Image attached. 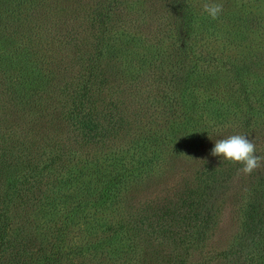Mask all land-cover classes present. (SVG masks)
Masks as SVG:
<instances>
[{
	"label": "rangeland",
	"instance_id": "rangeland-1",
	"mask_svg": "<svg viewBox=\"0 0 264 264\" xmlns=\"http://www.w3.org/2000/svg\"><path fill=\"white\" fill-rule=\"evenodd\" d=\"M211 2L223 4L216 20L203 11V4ZM183 5L200 17L192 37L194 55L185 48L182 29L175 33L174 25L179 21L176 10ZM115 16H122V20L113 21ZM127 18L136 23L124 26L122 22ZM119 45L123 46L124 55L111 50L112 46L119 50ZM241 70V83L247 94L252 93L253 106L242 96L240 108L226 103L224 108L218 102L223 100L224 91H241L236 82L237 71ZM91 72L98 78L96 82H101L96 89L101 91L105 103L111 102L115 113L130 107V117L117 122L120 128L109 127L106 133L98 128L91 131L93 135L119 137L78 149V163L69 161L68 168L82 167L91 158L129 146L143 151V155L147 147H158L162 151L161 163L141 168L146 156L140 155L144 158L137 162L136 154L134 163L137 162L135 167L140 168L141 175L134 180L135 186L131 185L128 193L122 192L106 208L92 205L97 199L93 194L88 206L93 208L78 215L71 225L62 219L67 216L66 207L53 206L55 215L41 213L29 220V211H19L16 217L17 209L12 208L15 211L10 215L14 221L8 222L10 229L23 233L25 226H41L45 215L43 233H58L60 227L66 230V237L59 239L63 248L76 245L77 241L112 242L116 231L123 229L140 237L139 241L124 245V264H174L169 254L174 247H186V230L193 227L189 224L195 223L196 218L204 222L211 216L214 222L202 237L196 238L193 245L189 243L188 248L191 247L185 251L187 264H255L246 215L258 183L264 182L258 178L264 173V160L251 175L231 176L234 181L229 188L226 184L222 193L221 181L241 165L222 163L211 155V150L215 141L238 134L252 137L255 154L264 157V124L245 122L238 127L242 112L257 108L256 102L264 103V0H0V121L6 130L24 127L28 131L33 125H49L71 136H83L82 132L89 135L87 129L66 119L61 109L66 102L63 89L68 86L80 90L92 79ZM181 89L194 99L192 110L180 118L167 108L158 110L167 102L173 103L172 108L190 105V99L177 94ZM212 97L220 111L214 122L203 104ZM138 103L145 104L137 107ZM186 116L200 119L203 124L197 129L190 127L189 137L181 136L179 130L174 137L173 126ZM256 119L260 121L261 117ZM29 137L28 133L15 137L18 140L14 143L25 142ZM197 142L198 147H192ZM68 150L69 157L74 155V149ZM210 164L215 168L210 173L214 177L191 197L185 208H178L183 193L197 186ZM58 188L60 193L65 191L63 184ZM209 199L215 200L211 210H207ZM91 218L94 220L89 225ZM67 258L62 264L98 263L87 257ZM102 261L121 264L106 256Z\"/></svg>",
	"mask_w": 264,
	"mask_h": 264
},
{
	"label": "trees",
	"instance_id": "trees-1",
	"mask_svg": "<svg viewBox=\"0 0 264 264\" xmlns=\"http://www.w3.org/2000/svg\"><path fill=\"white\" fill-rule=\"evenodd\" d=\"M176 11L179 21H176L174 25L176 27L175 33L182 29L185 37L184 42L186 43L185 48L190 50L191 55H194L191 51L192 37L193 34L197 32L196 28L200 25L198 21L200 17L193 15L188 5H183V7ZM117 20L121 21L122 16H115L113 21ZM108 21L110 23L112 20ZM132 23H136L132 18H127L122 22L124 26ZM122 45H119V50L114 46H112L111 50L114 53L119 52L124 55ZM191 55L190 59L192 58ZM20 65H22V63ZM249 69L250 67L248 70ZM237 73L239 75L236 76V82L238 81L237 84L241 91H229L227 89L224 91L226 94L223 93V100L218 102L222 106L226 103L227 105H236L238 107L242 105L239 101L243 96L248 99L250 106H253V101L250 98L252 93L247 94V88L241 83V76L244 72L241 70L237 71ZM91 78L88 85L81 87L80 90L69 89L68 86L63 89V97L66 99V102L61 109V114L66 119L77 123L80 128L87 129L89 135L82 132L81 135L83 136L78 135L75 137L71 136V133L65 134L64 131H58L56 128H52L49 125L48 127L33 125L29 127L28 131H26L24 127L23 129L20 128L19 130L11 131L9 128L6 130L0 121V264H62L64 262L63 259H68V256L84 259L87 257L88 259L98 262L97 264H104L102 260L106 256L116 258L117 262L124 264V257L122 258L121 253L124 252V245L129 241L132 244L134 241L140 240V237H137L135 234H130V232H126L123 229H118L116 231L115 240L112 242L105 244L94 242L92 244V241H86L79 244L77 241L76 245H66L65 248H63L61 244L64 245V243L59 239L63 240L66 237V230L63 231L60 227L58 233H54L53 231L47 235L43 233L41 226L43 225V220H45L44 218H46L45 215L41 217L43 219H41V226L35 225L32 228L30 226H25L23 233H21L22 231L13 232L8 224V222L14 221V218L10 217V215L12 213L14 214L16 209V217L19 211L21 214H26L25 212L29 211L26 216V218H28L27 220H29V217L39 216L41 213H48L52 216L55 215L52 211V207L54 206L56 208L66 207L68 210L66 212L67 216L62 217V219L65 218L67 222L65 223L66 225H71L78 215H83L87 213L88 209L93 208H88V206H91V201H89V199L93 197V194L97 196V199H94L92 205L106 208L109 207V204H113L115 199L119 198L118 196L120 194V196H122V192L128 193L130 191L129 187L131 185L135 186L134 183L136 182H134V180H138L141 175L140 168L138 169L135 167V164L145 156L144 163L140 166L141 168H147L161 163L162 151L158 147H147L144 150L146 154L148 153V149L150 151L148 155H143V151H134L135 147L129 146L128 148L121 147L115 152L103 154L95 159L91 158L89 164L84 163L85 165L82 167L78 168V166H76V169L72 167L68 168L69 161L70 163H78V149H85V146H93V144L99 145V141L106 144L109 142L108 139L115 140L119 137V135H113L112 137L106 136V134L104 136H99V134L93 135L91 131L98 128L103 129L106 133L109 127L112 129H116L117 127L120 128L117 122L127 120L130 117V114L127 113L128 110L131 109L130 107L120 113H115V106L111 102L105 103L101 91L96 89L99 88L101 82H96L98 78L93 72H91ZM185 91L186 90L181 89L177 94L183 96L184 99H190V105H175V108H172L171 105L173 103L167 102L163 104L164 106H159L158 110L162 109V107L167 108L173 111L172 115L177 118L187 114V112L192 110L190 107H193L195 102L191 96H186ZM227 97L229 99H227ZM231 99L235 100V102L230 101ZM157 103L158 102H155L154 104ZM256 103H258L257 108L253 107L251 110L249 109L250 112L241 113L243 118L238 127H241L245 122L247 125L260 122L264 124V103H262V101ZM141 104L138 103L137 107L141 106ZM203 104L207 110V114L211 116V122L219 118L217 115L220 114V111L219 108H217L218 103L214 97H212V100L208 101V103L204 101ZM164 110L165 109H162L161 111ZM256 110L259 112H256ZM259 117H261V120L257 121L256 118ZM185 118L186 119L178 123V125L173 126L172 133L174 137H177L176 133L178 132L176 130L181 132V136L189 137L188 130L190 127L197 129L200 127L201 123L203 124V121L198 118V120H194L192 117L189 118L188 116ZM27 133L30 137L25 142L14 143L15 140H18L15 139V137H21V135ZM196 139L200 140L198 137ZM249 139L253 140L252 137H249ZM198 144L197 142V144L192 145V147L197 148ZM68 149H74L72 150L74 155L70 156L71 159H69L70 157L67 154V151H70ZM136 154L139 155L137 157L139 160L134 163ZM86 155L90 154L86 153ZM140 155L144 157H140ZM262 155H264V153H262ZM240 167H234L236 169L235 172L232 174L229 172L227 178L221 181L219 188L223 189L222 193H225L224 187L226 184H232L234 180L230 178L237 174V169ZM213 169H215L214 165L212 166L210 164L205 176L198 181L199 183H197V186L186 189L180 203H178V208L181 209L183 206L185 208L186 204L191 201V197L202 191V187L205 183L214 177V174L210 175ZM146 170L147 169H143L144 172H146ZM258 178H263L264 180V173L258 176ZM212 182L209 181L208 183ZM60 184L65 186V191L63 193H60L58 188ZM230 184L227 186L228 188ZM258 184L260 185L259 189L256 196L252 198V205L249 207V211L246 215L248 216L246 226L252 231L250 242H252L251 244L253 245L254 262L255 264H264V194H262L264 193V182L262 181V183ZM122 188H124V191H122ZM99 201L101 202L98 204ZM69 202L73 204V207ZM206 202L209 203L207 210L214 208L212 206L215 205V200L212 201L209 199L206 200ZM12 208H15V210L13 211ZM138 215L139 219H141L142 216L139 213ZM199 219L200 218H196L195 223L189 224L193 225V227H190L189 231L186 230V247L184 249L172 247L173 253L175 254L170 253L169 255L172 256L174 264H187L188 256L185 254V251L193 245L192 242L196 241V238H201L205 229H208L210 224L214 222L211 221V216L205 219L203 218L205 220L204 222ZM93 220L92 218L88 220L89 225ZM118 224L119 223H117V225ZM97 236H100V234H97ZM111 237L114 236L112 235ZM37 242H39V244H37ZM60 242L62 243L60 244ZM189 243H191V245L188 248ZM69 264H77V262H69Z\"/></svg>",
	"mask_w": 264,
	"mask_h": 264
},
{
	"label": "clouds",
	"instance_id": "clouds-1",
	"mask_svg": "<svg viewBox=\"0 0 264 264\" xmlns=\"http://www.w3.org/2000/svg\"><path fill=\"white\" fill-rule=\"evenodd\" d=\"M203 11L212 20L219 18L223 11V4L211 2L203 4ZM256 144L244 135H231L225 139L215 141L211 155L219 157L222 163L238 164L237 175H251L261 166L264 157L257 156Z\"/></svg>",
	"mask_w": 264,
	"mask_h": 264
}]
</instances>
